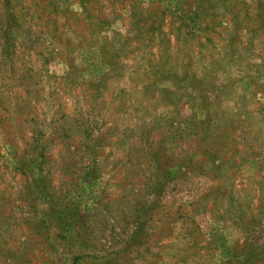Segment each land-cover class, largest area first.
<instances>
[{
  "label": "rangeland",
  "instance_id": "1",
  "mask_svg": "<svg viewBox=\"0 0 264 264\" xmlns=\"http://www.w3.org/2000/svg\"><path fill=\"white\" fill-rule=\"evenodd\" d=\"M0 264H264V0H0Z\"/></svg>",
  "mask_w": 264,
  "mask_h": 264
}]
</instances>
